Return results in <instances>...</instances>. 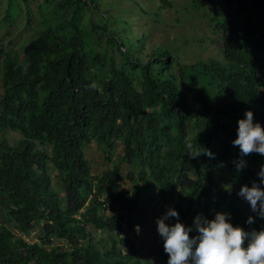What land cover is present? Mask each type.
<instances>
[{"label": "trees", "instance_id": "trees-1", "mask_svg": "<svg viewBox=\"0 0 264 264\" xmlns=\"http://www.w3.org/2000/svg\"><path fill=\"white\" fill-rule=\"evenodd\" d=\"M41 3L51 9L24 55L0 53V264H165L142 258L135 229L146 219L140 204L155 196L185 225L213 205L233 226L264 228L245 223L236 193L259 183L258 170L249 153L237 173L231 143L245 111L264 127V0H240V14L195 0L194 9L215 7L209 23L224 60L182 66L179 75L170 48L136 57L91 7L95 0ZM7 131L19 134L17 143L3 138ZM92 142L108 159L121 151L98 176L85 156ZM189 144L215 158L191 157ZM221 163L237 173L231 192L216 175ZM88 226L108 240L96 241Z\"/></svg>", "mask_w": 264, "mask_h": 264}, {"label": "rangeland", "instance_id": "rangeland-1", "mask_svg": "<svg viewBox=\"0 0 264 264\" xmlns=\"http://www.w3.org/2000/svg\"><path fill=\"white\" fill-rule=\"evenodd\" d=\"M168 1L172 2V6H165L161 0H95L91 7L98 8L99 13H97L124 39L136 57L146 61L153 47L170 48V60H174L170 70L172 74L179 75L182 66L223 61L224 42L221 35L209 23V17L215 13V7L205 5L194 9L195 0ZM216 3L225 11L240 14V0H216ZM41 4V0H29L28 3L24 0H0V53L5 51L24 55L25 48L35 38L47 10L51 9V6L42 7ZM100 17L94 14L93 20L100 22ZM3 138L15 144L20 136L16 132L7 131L3 134ZM120 153V149L117 148L111 159H108L104 148L95 142L85 148V156L94 176L117 164ZM249 157L259 172L260 166L264 164V156L250 153ZM129 170L130 167L124 164L122 173L125 177ZM216 175L221 181L220 186L224 188V185L233 187L231 180L237 173L231 169L230 164H225L218 168ZM124 186L126 189L131 188L127 179H124ZM140 202L146 201L142 198ZM160 203L155 196L153 202L140 204L138 215L142 219L146 218L144 226L139 230V236L144 237L143 242L140 243V253L142 258L167 263L168 256L163 251V242L157 232L155 221L168 207H162ZM240 203L245 215L253 216L254 220L264 225V219L256 216L246 201L241 198ZM219 212L226 213L224 210ZM200 213L206 217L208 215L213 217L215 207L212 205L209 211L202 210ZM88 228L96 241L108 240V232L96 230L94 226ZM29 240L36 242L40 238L35 235Z\"/></svg>", "mask_w": 264, "mask_h": 264}, {"label": "clouds", "instance_id": "clouds-1", "mask_svg": "<svg viewBox=\"0 0 264 264\" xmlns=\"http://www.w3.org/2000/svg\"><path fill=\"white\" fill-rule=\"evenodd\" d=\"M231 143L239 149V158L233 162L237 173L246 167L244 157L249 153L264 156V127L254 122L252 111H245L244 118L237 120L236 138ZM187 148L191 157L203 153L215 158L210 150L197 152L191 144ZM257 176L259 183L241 185L236 195L248 203L256 216L264 219V164ZM223 187L231 192V185ZM170 220L175 222L166 223ZM254 222L253 216L245 221L249 225ZM155 223L168 256L167 264H264V228L245 230L239 225L233 226L230 213L216 212L211 219L198 213L190 225H185L178 212L169 207ZM135 229L139 232V225ZM190 233L194 234L190 236Z\"/></svg>", "mask_w": 264, "mask_h": 264}]
</instances>
